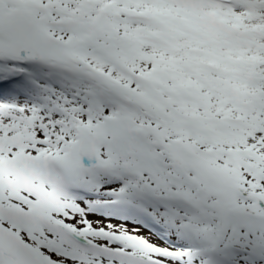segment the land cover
<instances>
[{
	"label": "snow or ice",
	"instance_id": "obj_1",
	"mask_svg": "<svg viewBox=\"0 0 264 264\" xmlns=\"http://www.w3.org/2000/svg\"><path fill=\"white\" fill-rule=\"evenodd\" d=\"M0 264H264V0H0Z\"/></svg>",
	"mask_w": 264,
	"mask_h": 264
}]
</instances>
